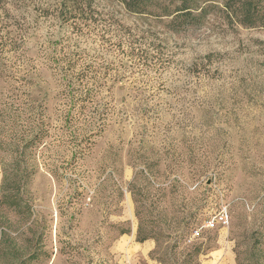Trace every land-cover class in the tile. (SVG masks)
I'll return each mask as SVG.
<instances>
[{
	"label": "rangeland",
	"instance_id": "rangeland-1",
	"mask_svg": "<svg viewBox=\"0 0 264 264\" xmlns=\"http://www.w3.org/2000/svg\"><path fill=\"white\" fill-rule=\"evenodd\" d=\"M132 1L0 0V264H264V0Z\"/></svg>",
	"mask_w": 264,
	"mask_h": 264
},
{
	"label": "built area",
	"instance_id": "built-area-1",
	"mask_svg": "<svg viewBox=\"0 0 264 264\" xmlns=\"http://www.w3.org/2000/svg\"><path fill=\"white\" fill-rule=\"evenodd\" d=\"M230 223V216L227 208H223L215 216L207 220L203 226L193 231L191 236V242L200 240L204 232L225 230Z\"/></svg>",
	"mask_w": 264,
	"mask_h": 264
},
{
	"label": "crops",
	"instance_id": "crops-1",
	"mask_svg": "<svg viewBox=\"0 0 264 264\" xmlns=\"http://www.w3.org/2000/svg\"><path fill=\"white\" fill-rule=\"evenodd\" d=\"M125 234H123L124 236ZM136 246L134 248L139 249L143 255L149 256V254L154 250L155 243L151 240L144 239L143 241L136 242Z\"/></svg>",
	"mask_w": 264,
	"mask_h": 264
},
{
	"label": "trees",
	"instance_id": "trees-1",
	"mask_svg": "<svg viewBox=\"0 0 264 264\" xmlns=\"http://www.w3.org/2000/svg\"><path fill=\"white\" fill-rule=\"evenodd\" d=\"M132 2H133V4H131V6L138 11L141 8L142 0H133ZM253 10L256 11L257 8H255V6H254Z\"/></svg>",
	"mask_w": 264,
	"mask_h": 264
}]
</instances>
